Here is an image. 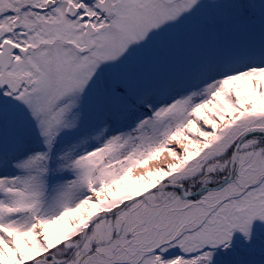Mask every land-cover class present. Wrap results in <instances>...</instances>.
I'll use <instances>...</instances> for the list:
<instances>
[{"label": "snow or ice", "instance_id": "1", "mask_svg": "<svg viewBox=\"0 0 264 264\" xmlns=\"http://www.w3.org/2000/svg\"><path fill=\"white\" fill-rule=\"evenodd\" d=\"M0 264H264V0H0Z\"/></svg>", "mask_w": 264, "mask_h": 264}]
</instances>
